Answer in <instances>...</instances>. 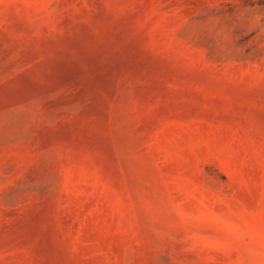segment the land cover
<instances>
[{
	"label": "rangeland",
	"instance_id": "rangeland-1",
	"mask_svg": "<svg viewBox=\"0 0 264 264\" xmlns=\"http://www.w3.org/2000/svg\"><path fill=\"white\" fill-rule=\"evenodd\" d=\"M0 264H264V0H0Z\"/></svg>",
	"mask_w": 264,
	"mask_h": 264
}]
</instances>
